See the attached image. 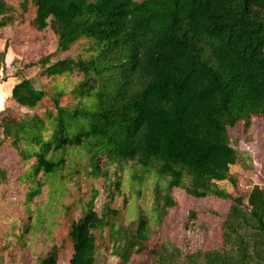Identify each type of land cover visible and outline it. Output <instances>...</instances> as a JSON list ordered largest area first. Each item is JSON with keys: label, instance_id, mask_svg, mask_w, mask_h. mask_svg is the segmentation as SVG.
Here are the masks:
<instances>
[{"label": "trees", "instance_id": "trees-1", "mask_svg": "<svg viewBox=\"0 0 264 264\" xmlns=\"http://www.w3.org/2000/svg\"><path fill=\"white\" fill-rule=\"evenodd\" d=\"M28 4L34 9L31 25L37 31L49 28L55 35L56 53L84 40L86 56L54 62L51 55L40 57L42 75L73 78L72 86L66 92L56 87L51 95L54 113L0 120V142L8 141L26 165L22 174L10 179L0 168V182L8 184L11 204L19 205L23 183L30 207L49 182L61 187L62 201L66 179L56 174L65 163L63 155L83 149L89 155L90 173L102 174L104 183L110 180L108 165L116 167L114 175L120 178L110 183V196L116 191L128 201L135 187L147 184L148 174L156 178L151 209L159 216L150 218L151 226L140 211L134 235L126 233L119 252L123 262L133 247L137 253L143 251L141 244L156 233L153 227L160 228L163 208L175 206L173 191L181 190L196 199L231 200L221 223L220 245L185 254L161 234L153 247L156 264H264V186L253 187L244 203L217 185L235 183L230 167L240 154L230 142V130L248 129L255 119L264 122V0H23L20 6L26 11ZM11 11L0 0V27L13 23ZM4 57L2 52L0 62ZM63 94L71 96L70 105L59 106ZM45 95L29 79L10 90L11 99L28 110L36 109ZM130 162L134 168L126 186L121 177ZM69 179L79 178L72 174ZM94 199L70 225L69 264H99L94 233L106 224L110 237L120 240V233L113 232L116 210L105 207L101 217ZM195 217L190 212L189 222ZM32 220L27 212L24 226L11 224L17 238L4 237L2 246L7 248L0 246V262L23 264L19 253L22 259L25 250L36 252L28 229ZM57 252L53 246L32 264H57ZM26 259L25 264L30 263Z\"/></svg>", "mask_w": 264, "mask_h": 264}, {"label": "rangeland", "instance_id": "rangeland-1", "mask_svg": "<svg viewBox=\"0 0 264 264\" xmlns=\"http://www.w3.org/2000/svg\"><path fill=\"white\" fill-rule=\"evenodd\" d=\"M4 1L12 9L11 15L14 21L5 27H0V54L5 52L4 60L0 62V120L2 118L6 120L11 118L30 120L33 115L44 117L46 112H55V104L51 95L56 87L63 92L68 91L72 86L73 78L60 77L54 80L42 75L38 60L40 57L48 55L52 56L50 62L65 57L75 58L79 55L84 57L86 56L84 51L86 41L79 40L66 52L56 53V37L51 30L46 28L43 31H37L31 25L34 9L30 4H28V10L24 11L20 6L23 0ZM28 79L33 81L36 87H42L46 92L40 105L34 110L18 106L10 97L11 88ZM58 103L62 107L70 105L71 96L69 94L61 95ZM45 124L48 125V122L45 121ZM229 135L230 142L240 154L238 162L230 167V175L235 183L223 181L218 182L217 185L231 197H240L246 203L253 187L261 188L264 186V122L255 119L248 129L237 126L230 130ZM2 139V129H0V140ZM63 157L65 159L63 168L56 174L63 179V182L66 179L62 201L59 194L61 187L56 188L57 186L54 187L53 183L49 182L44 188L42 187L43 189L39 186L38 189L41 188L42 190L39 195L40 200L30 207L25 204L23 183L19 187L20 193L17 202L19 200L20 206L18 205L19 208L17 206V209L9 201L11 191L8 184L2 181V185L0 182V246L4 244V237L14 238L13 232H11L12 223H16V228L19 229L22 224L24 226L27 212L33 215L32 223L28 229L32 233V239H35L34 245L37 249L35 253L32 252L31 254L25 250L22 259L21 253L18 254L23 264H25L23 260L26 258L30 261L28 264H32L35 258L42 257L53 246L58 248L57 264H67L73 253V247L68 237L70 225L78 220L82 214V207L93 196L95 197L94 209L101 217L106 214L105 207H109V210H116V215L113 218V232L120 233L118 234L120 240L110 237L111 228L109 229L108 224L94 233L97 244L96 258L99 264H156L158 257L153 252V247L161 241V234L166 235L185 254L192 253L199 248L211 250L220 245L221 223L230 210L231 200L212 197L196 199L186 195L181 190H174L172 198L175 206L169 209L164 207L160 228L153 227L156 233L159 231L160 236L153 233L150 240L141 244L143 246L141 253H137L136 248L133 247L128 261L123 262L119 252L124 249L127 239L126 233L131 236L134 235V230L137 227V216L143 212L145 219L151 226L153 223H151L150 218L156 219L159 216L157 209H151V206H155L153 205V192L157 185L154 173L147 175L145 186L138 187L141 191L140 196H137L138 188L135 187L134 195L128 201H124L125 198L116 191L112 196L108 195L111 189L110 183L116 178H120L119 173L114 175L115 166L108 165L106 170L110 180L104 183L102 174L95 176L90 173L89 155L85 150H67ZM103 163L104 160L100 159L99 164L102 165ZM25 166L17 151L9 146L8 141L0 142V168L7 172L8 179L13 175L22 174L26 170ZM133 168L134 164L130 162L123 169L121 181L125 180L124 185L126 186V180L132 174ZM69 173L71 175L68 177ZM72 174L79 179L76 181L69 179ZM161 182V188L164 189L165 181ZM137 197L140 199V203H138ZM36 199L35 197L33 201ZM139 204L142 206L137 207ZM57 206L61 207L57 209L56 213L55 208ZM190 212L196 214L193 222H189L188 219ZM21 232L22 230L18 234ZM29 237L30 234L27 239L31 242ZM16 238L14 239L16 240ZM236 244L237 246L241 244L238 237ZM2 248L6 249L7 245H3ZM23 249L18 248L17 251H23Z\"/></svg>", "mask_w": 264, "mask_h": 264}, {"label": "crops", "instance_id": "crops-1", "mask_svg": "<svg viewBox=\"0 0 264 264\" xmlns=\"http://www.w3.org/2000/svg\"><path fill=\"white\" fill-rule=\"evenodd\" d=\"M0 257H1V255H0ZM71 258V257H70ZM70 260V259H69ZM0 264H3V262H0ZM7 264V263H6ZM67 264H69V261H68V263Z\"/></svg>", "mask_w": 264, "mask_h": 264}]
</instances>
